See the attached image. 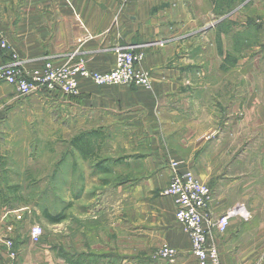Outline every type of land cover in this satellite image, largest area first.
Wrapping results in <instances>:
<instances>
[{
	"label": "crops",
	"instance_id": "1",
	"mask_svg": "<svg viewBox=\"0 0 264 264\" xmlns=\"http://www.w3.org/2000/svg\"><path fill=\"white\" fill-rule=\"evenodd\" d=\"M156 1L0 0V33L28 70L38 69L46 61L61 64L73 57L82 60L89 70L104 73L115 66V49L127 48L142 54L138 68L149 72L151 90L127 85L95 86L82 80L79 95L75 97L47 91L32 96L41 99L44 96L47 104L60 109L61 117L67 120L63 126L68 127L69 135L95 131L101 121L103 126L123 124L143 138L146 150L136 160L143 166L141 171L135 175L132 166L126 168L114 192L130 207L117 211L121 214L118 217L125 218L126 243L132 245L136 233L149 251L163 244L176 249L178 256L173 264H196L189 253L188 237L175 221L173 200L160 194L171 176L168 164L180 162L209 186L213 192L212 214L218 218L243 200L238 192L244 189V174L236 172L233 165L223 178L216 179V172L208 170H214L219 163L214 160H222L232 147H239L246 132L230 129V119L239 113L241 101L240 97L230 96L228 66L222 69L227 76L222 82V97L216 99L221 105L217 109L214 84L196 77L197 43L182 46L172 39L162 46L158 44L159 27L150 15ZM9 61L0 52V67ZM8 88L13 87L0 84V92ZM250 101L254 112L264 114L260 99L254 96ZM250 104L242 106L251 108ZM217 124L219 128L215 127ZM125 163L132 165L131 161ZM135 177L138 181L134 185ZM245 210L247 219H232L225 233L210 231L208 242L218 249L221 264H258L261 259L263 228L252 222L253 211ZM22 214V209H0V264H107L110 261V257L103 259L93 251L102 244L99 240H85L88 232L81 227L77 228L78 239L71 240L73 230L65 220L61 254L53 250L55 246L33 244L29 236L31 227L26 238L22 229L18 233L20 224L28 222L20 221ZM245 220L249 223L244 224ZM119 221L113 225L117 227ZM6 240L12 241L15 258L9 256Z\"/></svg>",
	"mask_w": 264,
	"mask_h": 264
},
{
	"label": "rangeland",
	"instance_id": "2",
	"mask_svg": "<svg viewBox=\"0 0 264 264\" xmlns=\"http://www.w3.org/2000/svg\"><path fill=\"white\" fill-rule=\"evenodd\" d=\"M150 15L159 27L160 46L172 39L182 46L197 43L196 77L214 84L217 109L221 105L216 99L222 97L227 76L222 69L229 68L230 96L241 101L240 111L229 125L231 130L243 129L246 136L222 160H214L219 163L208 171L216 172V179L223 178L233 165L236 172H243L245 185L238 192L243 200L237 207L246 203L244 207L255 215L252 222L263 228L258 264H264V114L254 112L250 104L255 96L264 107V0H157ZM185 55L188 57V51ZM61 115L44 96L20 97L14 88L0 92V209L23 210L20 221L28 222L20 224L18 233L22 229L26 238L29 227L39 226L42 236L38 244L55 246L53 250L61 254L65 220L73 230L71 240L78 239L79 226L88 232L85 240L101 242V248L93 251L103 259L110 257L107 264H173L176 258L158 257L162 245L149 251L136 233L133 244L126 243L125 218L117 213L130 208L114 192L126 168L132 166L135 175L141 171L143 166L136 160L146 150L143 138L123 124L103 126L101 121L95 131L69 135L68 127L63 126L67 120ZM78 136L82 138L73 146L71 142ZM127 161L132 165H125ZM137 181L135 177L134 185ZM44 212L62 216V221L49 223ZM117 220L121 222L115 227Z\"/></svg>",
	"mask_w": 264,
	"mask_h": 264
},
{
	"label": "built area",
	"instance_id": "3",
	"mask_svg": "<svg viewBox=\"0 0 264 264\" xmlns=\"http://www.w3.org/2000/svg\"><path fill=\"white\" fill-rule=\"evenodd\" d=\"M0 52L6 54L10 60L0 67V82L12 86L18 95L24 98L41 91L75 97L79 95V84L82 80H87L95 86L127 85L144 90H151L152 87L149 73L138 68L142 54L132 49H115V66L104 73L89 70L82 60H74L73 57L61 64L46 61L42 67L28 70L2 33ZM169 166L171 176L160 194L173 200L175 221L188 237L190 256L196 264H221L218 249L208 242L210 231L215 230L223 234L232 219L246 218L248 213L244 207L239 206L214 218L211 210V189L180 162L172 161ZM29 236L33 244H38L42 229L32 226ZM5 244L10 250L9 256L15 258L12 241L6 240ZM157 254L160 258L174 261L178 252L164 244Z\"/></svg>",
	"mask_w": 264,
	"mask_h": 264
},
{
	"label": "trees",
	"instance_id": "4",
	"mask_svg": "<svg viewBox=\"0 0 264 264\" xmlns=\"http://www.w3.org/2000/svg\"><path fill=\"white\" fill-rule=\"evenodd\" d=\"M82 136H78V137H75L73 140H72V145L73 146H76V144L81 140ZM43 217L49 222V223H53V224H57V223H60L62 221V216H52L51 214L47 213V212H44L43 213Z\"/></svg>",
	"mask_w": 264,
	"mask_h": 264
}]
</instances>
